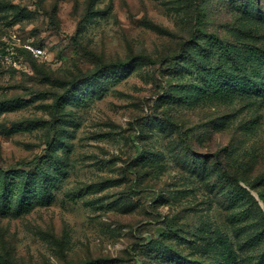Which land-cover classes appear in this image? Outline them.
I'll return each instance as SVG.
<instances>
[{
	"label": "rangeland",
	"instance_id": "obj_1",
	"mask_svg": "<svg viewBox=\"0 0 264 264\" xmlns=\"http://www.w3.org/2000/svg\"><path fill=\"white\" fill-rule=\"evenodd\" d=\"M6 33L46 55L0 75V171L60 174L50 205L0 213V264H264V90L172 72L198 34L264 50V0H0Z\"/></svg>",
	"mask_w": 264,
	"mask_h": 264
},
{
	"label": "trees",
	"instance_id": "obj_2",
	"mask_svg": "<svg viewBox=\"0 0 264 264\" xmlns=\"http://www.w3.org/2000/svg\"><path fill=\"white\" fill-rule=\"evenodd\" d=\"M200 36L201 35L199 34L195 35L190 42L186 44L180 59H178L179 61L176 62L177 67L172 70L173 73L182 76L196 74V77L200 82L208 83L206 86L197 84V90L201 91L202 88H205L204 91H208L209 94L221 93V90L224 87L230 89L231 84L236 82L240 83L244 88L250 86L253 89L264 90V77L259 78L258 73L253 72L252 76L247 73H244L242 76H237L234 71L227 66L231 63V67L232 65L236 67V64L238 63L237 59L242 54H254L255 57L261 58L264 61L263 49L250 44H244L243 46L228 44L220 41L213 35L205 36L204 39H206V42L210 45V47H205V44L202 42L203 39ZM216 56H218L217 65H209L205 62V60L211 61L212 57ZM27 59H29L33 67L38 63V61L34 60L30 55H27ZM138 59L139 57L129 62H117L105 65L102 76L108 79L109 75L115 76L119 72L130 71L135 68L136 60ZM15 72L16 71H10L9 73ZM102 76L93 79L97 81L99 78L102 79ZM82 87H84V85L73 84L68 90V96L75 98L78 97V94H86L85 91L81 92ZM166 97L168 99H184L187 101L191 98V96L188 97L186 94L179 96L178 92L175 94H169ZM56 144L57 142L48 143L46 152L48 159L55 165L57 163L55 155H49L48 153H51L52 150L56 149ZM45 160H47V158H45ZM30 164L31 162L20 163V168L15 171H0L2 173L0 175V213L3 216H9L10 213L20 214L27 212L38 203H46L47 205L52 203L54 199L53 190L56 189L58 181L57 174H60L59 168L56 169V172L58 173L54 174L40 164L35 171H32L30 169ZM223 178L227 182L232 183L238 191L244 190L233 179L231 180L229 176L223 175ZM262 182H264V177L261 178L258 183ZM178 255L181 258L183 257L181 254ZM104 262L105 261L102 260H94L91 262H80L78 264H103ZM3 264L12 263L5 260Z\"/></svg>",
	"mask_w": 264,
	"mask_h": 264
},
{
	"label": "built area",
	"instance_id": "obj_3",
	"mask_svg": "<svg viewBox=\"0 0 264 264\" xmlns=\"http://www.w3.org/2000/svg\"><path fill=\"white\" fill-rule=\"evenodd\" d=\"M27 55L40 61L45 58L46 52L42 45H36L30 39H22L16 33L0 34V75L8 74L10 71L31 70Z\"/></svg>",
	"mask_w": 264,
	"mask_h": 264
}]
</instances>
